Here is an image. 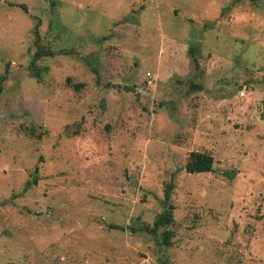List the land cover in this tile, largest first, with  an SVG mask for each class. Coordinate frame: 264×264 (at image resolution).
Masks as SVG:
<instances>
[{"label":"rangeland","instance_id":"1","mask_svg":"<svg viewBox=\"0 0 264 264\" xmlns=\"http://www.w3.org/2000/svg\"><path fill=\"white\" fill-rule=\"evenodd\" d=\"M9 263L264 264V0H0Z\"/></svg>","mask_w":264,"mask_h":264},{"label":"trees","instance_id":"2","mask_svg":"<svg viewBox=\"0 0 264 264\" xmlns=\"http://www.w3.org/2000/svg\"><path fill=\"white\" fill-rule=\"evenodd\" d=\"M23 9H26L24 5H21ZM37 48L34 51L30 64H29V69L31 71V75L35 76L36 78H39L40 76V68L36 66L37 60L39 58L44 57V56H54L57 52H54L52 49L49 47H46L42 44H38L36 42ZM58 53H66V51H59ZM46 69V67H44ZM66 81L69 83L71 82V79L68 77ZM73 88L75 90H78L81 86V82H73L71 83ZM213 156L207 152L203 151H198V150H192L188 154L187 161L185 163V170L189 173H198V172H208L212 170L213 166ZM173 184L172 182H168L164 186V192H163V205L164 209L158 213L152 222L151 225H143L140 228V230L148 232L152 234L155 238L157 237V231L159 229L164 228V230L161 231L160 233V238L161 240H158V243L160 245L164 246H170L172 244L171 236H172V231L166 229V227L169 226L173 222V205L169 203V198L172 192ZM117 228L122 229V226H117ZM132 230H135L134 227H130ZM9 264H15V263H9Z\"/></svg>","mask_w":264,"mask_h":264}]
</instances>
